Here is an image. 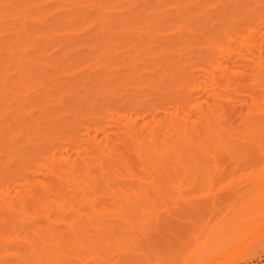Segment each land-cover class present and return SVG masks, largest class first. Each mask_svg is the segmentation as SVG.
<instances>
[{
    "label": "bare ground",
    "instance_id": "bare-ground-1",
    "mask_svg": "<svg viewBox=\"0 0 264 264\" xmlns=\"http://www.w3.org/2000/svg\"><path fill=\"white\" fill-rule=\"evenodd\" d=\"M257 162L264 0H0V264L131 257L164 188ZM236 205L184 264L249 250Z\"/></svg>",
    "mask_w": 264,
    "mask_h": 264
},
{
    "label": "rangeland",
    "instance_id": "rangeland-1",
    "mask_svg": "<svg viewBox=\"0 0 264 264\" xmlns=\"http://www.w3.org/2000/svg\"><path fill=\"white\" fill-rule=\"evenodd\" d=\"M262 166L264 162L241 164L233 175L204 180L201 188H187L179 193L164 188L161 195L155 197L159 208L156 218L152 219L154 214L151 208L145 207L141 217L144 220V239L136 245L138 252L120 260L106 259L105 264H184L194 248V238H203L212 226L225 221L228 212H232V205L245 201L246 212L256 206L260 213L258 206L264 202V198H261L264 194V176L257 174ZM251 170H256V176H242ZM235 208L231 214L235 213ZM258 213L253 214L256 218L255 240L245 254H237L228 264H264V214Z\"/></svg>",
    "mask_w": 264,
    "mask_h": 264
}]
</instances>
